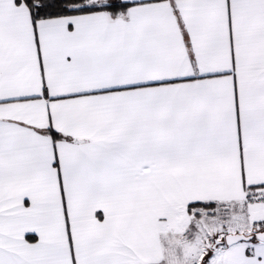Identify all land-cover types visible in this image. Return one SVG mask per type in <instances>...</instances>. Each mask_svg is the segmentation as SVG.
Masks as SVG:
<instances>
[{
    "label": "snow or ice",
    "instance_id": "snow-or-ice-1",
    "mask_svg": "<svg viewBox=\"0 0 264 264\" xmlns=\"http://www.w3.org/2000/svg\"><path fill=\"white\" fill-rule=\"evenodd\" d=\"M0 264H264V0H0Z\"/></svg>",
    "mask_w": 264,
    "mask_h": 264
}]
</instances>
